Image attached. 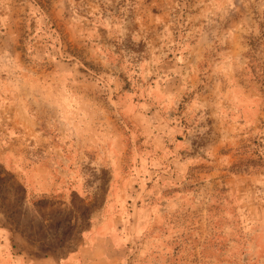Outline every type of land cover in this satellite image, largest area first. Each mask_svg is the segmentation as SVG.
<instances>
[{
  "label": "rangeland",
  "instance_id": "rangeland-1",
  "mask_svg": "<svg viewBox=\"0 0 264 264\" xmlns=\"http://www.w3.org/2000/svg\"><path fill=\"white\" fill-rule=\"evenodd\" d=\"M0 264H264V0H0Z\"/></svg>",
  "mask_w": 264,
  "mask_h": 264
}]
</instances>
